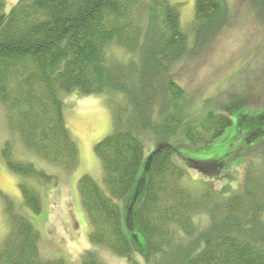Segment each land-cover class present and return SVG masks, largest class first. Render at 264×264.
I'll use <instances>...</instances> for the list:
<instances>
[{"label":"trees","instance_id":"16d2710c","mask_svg":"<svg viewBox=\"0 0 264 264\" xmlns=\"http://www.w3.org/2000/svg\"><path fill=\"white\" fill-rule=\"evenodd\" d=\"M5 5L0 0V103L10 129L30 150L76 169L79 146L66 122L62 94H112L107 102L112 130L94 146L103 182L89 174L78 180L92 243L125 257L127 264H142L125 233L120 200L136 183L151 136L157 146L137 211L149 239L148 264H264V138L245 154L240 192L223 201L209 190L194 193L184 183L185 168L174 160L180 144L207 146L233 124L224 111L231 109L227 103L188 118L201 88H188L182 72L199 57L222 51L238 26L248 23L263 34L264 0H195L188 29L180 3L171 0H19L4 18ZM248 108L250 134L262 135L264 99H251ZM180 130L182 139L174 140ZM2 155L23 177L54 180L32 162L16 159L10 141ZM187 163L218 173L224 161ZM20 189L25 205L40 213L37 189L25 181ZM8 209L10 230L0 244V264H65L43 258L39 231L11 205ZM205 212L207 221H196ZM83 264L104 263L86 250Z\"/></svg>","mask_w":264,"mask_h":264},{"label":"rangeland","instance_id":"374dc122","mask_svg":"<svg viewBox=\"0 0 264 264\" xmlns=\"http://www.w3.org/2000/svg\"><path fill=\"white\" fill-rule=\"evenodd\" d=\"M18 1L6 0L4 18ZM171 1L180 3L182 25L185 29L190 28L195 17V0ZM241 27L238 26L233 33L235 37L229 36L223 42L222 51L215 49L212 54L190 62L181 74L188 88H201L193 107L194 113L188 117L190 120L218 103H227L231 107L224 111L232 117L233 124L213 143L207 146L180 144L174 155V160L186 170L185 185L197 195L209 190L218 201L240 192L245 154L264 138V133L250 134L251 121L245 116L251 99H264V31L263 34H256L248 23L244 29ZM194 38V33H189L190 44H193ZM120 51L125 58L129 57L124 49L120 48ZM111 96L107 92L86 94L73 91L62 94L66 122L80 152V163L74 170H67L30 150L19 132L10 129L6 108L0 103V244L10 230L11 211L8 208L11 205L16 213L29 219L39 231L43 258H61L65 264H83L84 252L92 250L104 264H127L125 257L92 243L91 224L78 191V180L82 175L89 174L99 183L103 182L102 165L94 146L112 130V113L107 103ZM149 137L136 183L120 200L125 233L142 264H148L150 244L139 227L137 211L148 181L149 156L157 146V142ZM182 137L180 130L173 139L179 141ZM8 141L16 159L32 162L36 168L54 176V180L44 183L12 171L2 155ZM187 159L199 162L223 160L224 163L218 173H208L190 167ZM22 181L40 193L43 203L40 213L25 205L20 189ZM195 219L198 222L200 219L207 221L208 214H199Z\"/></svg>","mask_w":264,"mask_h":264}]
</instances>
